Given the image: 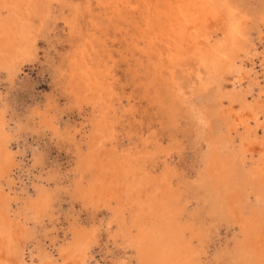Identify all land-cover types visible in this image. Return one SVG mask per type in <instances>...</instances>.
<instances>
[{"label": "rangeland", "instance_id": "1", "mask_svg": "<svg viewBox=\"0 0 264 264\" xmlns=\"http://www.w3.org/2000/svg\"><path fill=\"white\" fill-rule=\"evenodd\" d=\"M125 1L18 0L21 22L0 2L21 32L12 56L0 51L11 264H264V149L242 140L236 112L264 142V0H221L229 12L206 35L222 62L201 79L190 54L175 70L146 54L145 12L174 0ZM83 58L104 89L85 86ZM224 62L242 73L227 101ZM144 234L166 261L147 259Z\"/></svg>", "mask_w": 264, "mask_h": 264}, {"label": "bare ground", "instance_id": "2", "mask_svg": "<svg viewBox=\"0 0 264 264\" xmlns=\"http://www.w3.org/2000/svg\"><path fill=\"white\" fill-rule=\"evenodd\" d=\"M126 1H128V0H126ZM126 1L123 2V4L126 3ZM180 1H181V4H180ZM0 2L1 3L3 2L2 4H4V9L6 7V9L11 11L12 13L18 14V12H19L18 7L19 6H17V4H15L16 2L11 1V0H0ZM26 2L28 3V1H26ZM129 2L130 1H128L125 4V7L127 9L128 8L131 9V5L129 4ZM167 2H168L167 11H165V12H159L158 10H156V12L147 11L144 14V24L146 26V29L141 31V37L146 38V40L148 42L149 53H147V51H146V54L155 55V57H157L160 61H163V60L167 61V63L171 66L172 70H175L176 67H179L180 65H182L183 61L186 60V56H188L190 54L187 58H191L190 60L194 61L195 65L199 68L198 71L196 70L197 72L195 71V76L197 79L202 78L201 77L202 71H208L209 69H213V70L217 71L216 68L221 65L220 63L222 61L215 60V59L214 60L207 59L210 55L211 48H208V46H207L210 43L209 42L210 39H209V36L206 35V29L209 26H211L210 24L220 21V19L222 18L221 17L222 12H229L226 10L225 3L221 4V0H174L173 4L174 5L176 4V5L172 6V3L170 1H167ZM30 3H28V5ZM2 4L0 6L1 8L3 6ZM19 4L20 3H18V5ZM180 5H183L184 7L180 6ZM222 6H224V8ZM29 7L31 8V6H29ZM147 9H148V7H146V10ZM23 11H24V9H23ZM118 14H121V12H118ZM259 15H261V14H259ZM123 16H125V15H123ZM17 18H18V22L23 21V19L20 18V14H18ZM14 25H17V23L14 22L13 24L12 23L9 24L6 21L2 22L0 20V51L4 53V56L7 53L9 55V53H10L9 51L13 50V48L15 47V44L17 42L16 41L17 33H21L19 31L12 30ZM153 31H155L154 36L151 35ZM209 47H210V45H209ZM189 49L192 50V52H189ZM11 56H12V54H11ZM149 59H150V57H149ZM81 61H80V63H82L81 64L82 66L80 65L81 66L80 68L82 70L80 69V71H82L81 72L83 74L82 77H84V80H85L84 82L86 83L85 86H87L90 90H92V87H95V88L98 87V89H101V90L104 89L106 87V85L104 87V81H105V83L107 82L106 79H104V80L98 79L96 77L95 73L91 70L92 66L90 65V63L84 58ZM234 65L235 64L233 62H224L222 64V71L221 72H222V78L224 81V85H222L223 86L222 90L224 91V93H223L224 94V98H223L224 101L229 100L230 96L234 94V92H233L234 88H233L232 84L237 80L240 82L239 77L241 78V76H242L241 71L239 69H237V67H234ZM156 67H154V68H156ZM166 73H167V71H166ZM100 76H102V75H100ZM104 78H106V77H104ZM241 81H242V79H241ZM243 102L246 103V99H243ZM238 110H239V108H238ZM243 110L248 112V111H250V107L245 106V107H243ZM236 112L238 113V115H237V119L239 120L238 125L243 128V130L246 134L245 137L243 136L244 138L242 137V140L248 139L249 135L251 133H253L254 138H253V141H251L249 143V145H250V147L253 146L252 148L259 150L258 156L261 159L263 156L262 154H263V149H264V142H258L259 139L257 138V135L259 132L257 133V129H256L257 125L251 124L249 121L250 118H248V117L245 120H241L240 118H241V115L244 113L243 111H242L243 112L242 114H240L241 111L240 112L236 111ZM236 112H235V114H236ZM233 129L237 130L236 127H234ZM262 133H263L262 135H263V141H264V128H262ZM247 141H249V140H247ZM254 144H256V145H254ZM250 155L252 156L253 154H250ZM262 160L264 162V158H262ZM256 162H257V160H256ZM216 165H217V163H216ZM262 168H264V166ZM215 169L216 168H214V170ZM225 169H227V168L225 167ZM218 173H220V172H217V174ZM262 173L264 176V169H262ZM138 181H140V180H138ZM140 183H141V181H140ZM140 183H138V184L140 185ZM139 185H136V184L133 185L135 187L136 192H137V189H139V188L141 189V187ZM142 185H143V183H142ZM131 187L132 186L130 185V189H131ZM134 187H132V189ZM125 190H126V188H125ZM127 190H129V189H127ZM45 202H46L45 197L38 199L37 203H34V206L40 207L41 205L45 204ZM132 203H134V202H132ZM141 210L145 211L144 209H141ZM140 211H136V213L135 212L134 213H135V217H137L138 219H140L142 221L141 218H142L143 214H141ZM138 219L136 221H138ZM8 226H9V222H8L7 211L5 209L0 208V264H11V260L9 258L10 254H8V248H7L9 246L10 241H11V239H10L11 233L7 230ZM141 229L142 228L140 227L139 230H141ZM147 238H148V236L146 234H144L142 236V238L138 241V244L140 245V247H142L145 250V255H146L147 259L151 258V260L153 261L154 255H156L155 259H158V262L163 263L164 261H166L165 260V250H164L165 246L161 247L159 254L157 255V252H155L156 254L153 253L152 248L148 244L149 241ZM146 239L148 241L147 243H146ZM71 250L72 249H70V251L65 252V254L62 256V258L66 262L68 261L69 263L74 262L76 259L73 257ZM79 258H81V257H79ZM79 263L81 264V263H83V261H80ZM19 264H24V262L20 261ZM44 264H51V263L45 262Z\"/></svg>", "mask_w": 264, "mask_h": 264}]
</instances>
